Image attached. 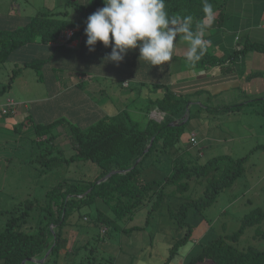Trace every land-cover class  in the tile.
<instances>
[{
    "label": "trees",
    "instance_id": "16d2710c",
    "mask_svg": "<svg viewBox=\"0 0 264 264\" xmlns=\"http://www.w3.org/2000/svg\"><path fill=\"white\" fill-rule=\"evenodd\" d=\"M209 2L215 12L214 23L210 27L214 28L218 24V11L223 8L224 0ZM165 3L169 15H192L194 30L196 23L203 22L202 0H165ZM72 5L86 18L104 6L101 0L75 2ZM61 13L63 16H57V12L40 10L19 26L0 28V64L28 44L37 42L48 45L49 42L58 41L64 30L76 27L75 18H67L65 12ZM84 25L86 26V23ZM85 26L73 31L67 39H72L78 32L84 31ZM226 38L230 41L232 39L230 35ZM236 44L234 49L221 56L206 51L198 64H221L251 51L264 54V42L244 37ZM40 60L41 58L26 60L21 66H15L0 92L10 86L21 68L28 65L36 67ZM163 91L160 97L151 99L147 108H144L149 112L150 108L154 107L162 112V116L159 119L148 118L143 125L133 120L125 109L113 115L103 114L86 125L69 122L63 118L33 125L36 137L32 150L34 160L39 164V168H36L38 173L66 174L74 162L89 160L97 166V174L92 179H72L68 176L46 189L43 198L28 197L21 201L16 207L18 213L11 214L0 229V264H20L24 259V264H96L105 259L104 256L114 258L101 249L100 244L105 240L103 235L108 229L123 232L141 228L127 226L126 223L143 207L148 208V217L150 212L160 206L166 195L183 197L176 209L167 207L168 216L185 229L183 236L177 238L169 248L165 264L173 258L178 246L184 243L192 232L187 220L188 211L193 209L195 212H201L211 205L219 192L232 185L242 174L246 157L217 154L198 162V156L193 157L184 149L171 157L167 174L160 179H146L142 174L145 166L149 165L147 157L152 152L158 156L159 153L168 152L173 148L189 120L188 115L182 118L188 103L186 96L175 95L167 88H163ZM248 102L262 103L260 112L264 115L263 97H255ZM242 106L243 103H238L216 109L234 113ZM173 120H178L179 123L169 124ZM60 123L65 128L62 141L67 142L72 149L69 155L61 148L62 143H55L60 134L52 130ZM34 148H38L39 152L36 153ZM177 149L180 150V147ZM137 159L139 161L134 164ZM111 170L117 172L97 182ZM197 182L203 184L202 194L192 197L190 193ZM99 202L111 216L96 206L92 222L94 225H101V231L93 234L88 227L90 231L85 230V236L81 238L83 224H74L70 218L81 207ZM87 215L88 213H79L82 219L84 216V219L87 218ZM120 221L125 222L124 227L119 224ZM72 225L76 226L71 227ZM254 225V235L264 238V209L260 207H254L245 213L236 231L203 243L198 252L191 255L184 264L204 260L211 264H264V248L257 249L251 245L238 248L235 245L244 229ZM41 259L43 260L40 261Z\"/></svg>",
    "mask_w": 264,
    "mask_h": 264
},
{
    "label": "crops",
    "instance_id": "0c3cea01",
    "mask_svg": "<svg viewBox=\"0 0 264 264\" xmlns=\"http://www.w3.org/2000/svg\"><path fill=\"white\" fill-rule=\"evenodd\" d=\"M1 1L5 9L9 10L0 13V28L19 26L29 17L25 8L13 11L14 7L10 4V0ZM86 1L60 0L59 4L72 5L75 2ZM45 10L57 12V16H63L61 12H65V17L76 19V27L66 29L63 33L71 34L73 31H78L80 27L85 26L84 20H87L75 9L71 15L66 8L57 11L50 8ZM218 12L217 26L206 29L204 34V38L211 41L207 49L211 54L221 56L231 51L236 47V42H241L244 37L252 41L264 42V0H224L223 8ZM241 33L244 36L241 37ZM228 35L232 37L231 41L227 40ZM67 38L64 41L59 38L58 41L49 42L48 45L37 42L28 44L9 58L13 61L10 72L26 60L40 58L41 60L37 62L36 67L28 65L21 68L10 86L5 89L9 91L5 104L8 99L12 100L15 110L14 113H0V180L3 171L5 170L6 173L8 169L2 171L5 162L11 163L10 159L17 155L27 157L34 155L32 150L34 142L31 141L35 138L32 137L31 140L21 143L15 135L27 129L28 134L33 132L35 134L33 127L35 123H47L63 118L69 122L86 125L103 114L113 115L125 109L133 120L142 122L140 124L143 125L148 118L159 119L162 116V112L154 107L150 108L149 112L144 108H147L151 99L163 94V88H167L173 94L185 95L188 99L187 115L189 119L194 118V125L190 127L194 129L189 136L191 134L195 136L196 145L200 143L199 154L203 155L202 148L209 149L221 142L211 131L210 125L213 124L208 121V115L237 116L241 124L244 108L260 103L248 101L255 97L264 98V54L260 52L251 51L221 64L197 63L194 68H190L185 60L189 45L180 34L175 43L173 58L168 63L151 66L147 61L139 59L137 48L129 50L124 59L117 64L105 59L111 52V46L106 48L97 42L95 50L90 52L86 47L84 31L78 32L72 39ZM26 68H32L35 73H30ZM2 70L0 90L6 85L10 74L6 69ZM25 76L27 82L32 85L42 81L45 93L40 91L36 95V91L31 87L21 95L16 93L15 89H18ZM252 84L256 85L253 87ZM12 96L22 100L17 102ZM238 103H243V106L234 113L216 109ZM5 104L0 102V107ZM192 109L196 112L190 115ZM200 121L203 127H200ZM25 124L27 128L22 131ZM241 125L242 131L250 132L248 125ZM56 127V132L61 135L59 127L64 126L60 123ZM197 129L203 131L200 139L197 138ZM60 135L55 139V143L57 145L62 143L61 148L65 152L69 144L59 139ZM22 145L26 151L19 152L18 149L23 147ZM132 220L134 219L130 221ZM136 221L134 225L128 226L142 227L141 223H146L148 220L143 218L139 220L136 217ZM80 234H82L81 238H84V233L80 232ZM107 244L108 242H102L101 248L116 255L118 247Z\"/></svg>",
    "mask_w": 264,
    "mask_h": 264
},
{
    "label": "rangeland",
    "instance_id": "374dc122",
    "mask_svg": "<svg viewBox=\"0 0 264 264\" xmlns=\"http://www.w3.org/2000/svg\"><path fill=\"white\" fill-rule=\"evenodd\" d=\"M60 0H10V4H13V11L26 9L27 15L32 16L38 10H45L50 8L54 11L67 9L68 14L71 15L74 12L73 5L59 4ZM89 2L87 0L85 3ZM66 6V7H65ZM2 1L0 0V13H6ZM241 33V37L244 36ZM13 67V61L7 60L0 64V71L6 69L10 72ZM30 73H35L32 68H26ZM256 84H252L254 87ZM31 87L36 91V95L45 90L43 89L44 83L42 81L32 85L27 82L26 76L22 78L18 89H15L19 95L23 92H27ZM7 90L0 92V102L5 104ZM35 95V94H34ZM17 102L22 99L13 97ZM136 104V103H135ZM262 104L256 103L250 107H245L244 115L241 117V124H246L249 127V131H242L243 126L239 123L237 116H220L215 117L208 115L207 118L210 124L211 131L214 136H218L217 139L220 143L212 146L209 149L202 148L203 155L199 154L200 143L198 145H192L189 142V134L194 128V118L189 119L183 133L180 136L177 144L171 148L168 152L159 153L158 156L155 152H152L147 157L149 165L145 166L143 176L146 179H160L163 175L167 174L170 170V159L176 152H182L187 150L193 157L198 156V162H203L205 159L212 155L217 154H230L234 157L245 156L244 170L240 176H238L232 185L222 189L216 200L201 212H195L193 209L188 211L187 220L190 222L192 232L190 237L181 245L178 246L173 258L167 264H184L191 255L198 252L201 245L207 242L209 239L215 238L223 234H231L236 231L240 226L241 217L254 207H260L264 209V115L261 114L260 109ZM255 109V111L253 110ZM196 110H190V115L194 114ZM202 112V111H200ZM133 117V116H132ZM236 117V118H235ZM134 118V117H133ZM220 121V122H218ZM142 124V122H140ZM200 127H203L201 121ZM27 128V124L24 125L22 131ZM56 128L52 132H56ZM64 127H59V131L62 132L60 138L62 140L64 134ZM28 129L24 130V135L16 133L15 137L22 143L26 140L35 138L36 134H28ZM58 131V132H59ZM18 132V130L16 131ZM28 134V135H26ZM197 138L203 135L202 129H197ZM261 134V136H260ZM260 136V137H259ZM32 140L31 142H34ZM23 147L18 151H26ZM180 147V150L177 148ZM65 148V146H64ZM68 148V149H67ZM65 151L66 155L72 153L70 145L67 146ZM36 153L39 152L38 148H34ZM180 152V153H181ZM34 155L27 157L17 155L12 157L11 163L5 162L2 165L3 171L2 179L0 180V229L5 225L6 219L11 214H17V205L28 197H36L38 199L43 198L46 189L56 184L58 181L70 178L86 177L92 179L97 174V166L86 161H76L71 165L70 170L60 172L58 175L48 172L38 173L36 168H39V164L34 160ZM11 172H14L11 174ZM203 184L197 182V185L192 189V197H199L202 194ZM185 195H187L185 193ZM183 200V197L179 196H165L160 206L150 212L147 216V207H143L135 213L132 221L126 223V225H134L136 217L140 220H148L146 223H141V228H134L126 233L119 230L108 229L107 233L103 235L107 245L117 246V254H113L111 251L104 250L106 253L112 254L114 258H108L104 256L96 264H165L169 255V248L172 243L179 237L183 236L185 229L180 227L172 218L167 214V207L176 209L179 203ZM97 209L105 210L101 202L91 204L89 206H83L76 211L70 218L74 224H83L82 233L91 228L93 234L101 231V225L93 224V216L95 215V207ZM106 215H110L106 212ZM79 213H88L87 218L82 219ZM119 224L124 227L125 222L120 221ZM72 225L71 227H75ZM86 226V227H83ZM256 225L249 226L244 229L240 237L235 243L236 247L244 248L251 245L257 249L264 248V238L262 236H255L254 230ZM261 228H263L261 224ZM71 231V229H70ZM130 232V233H129ZM91 234V233H90ZM106 244V243H105ZM102 249V248H101ZM114 250V249H113ZM104 254V253H103ZM194 264H211L209 261H199Z\"/></svg>",
    "mask_w": 264,
    "mask_h": 264
},
{
    "label": "clouds",
    "instance_id": "9594fccd",
    "mask_svg": "<svg viewBox=\"0 0 264 264\" xmlns=\"http://www.w3.org/2000/svg\"><path fill=\"white\" fill-rule=\"evenodd\" d=\"M104 6L87 17L86 47L94 51L97 42L111 46L107 61L119 63L129 50L139 49V59L151 66L172 60L178 35L188 42L187 65L194 68L202 59L210 40L204 38L214 23L215 12L209 0H202L203 22L193 28L192 15H169L165 0H103Z\"/></svg>",
    "mask_w": 264,
    "mask_h": 264
},
{
    "label": "built area",
    "instance_id": "2783aa9c",
    "mask_svg": "<svg viewBox=\"0 0 264 264\" xmlns=\"http://www.w3.org/2000/svg\"><path fill=\"white\" fill-rule=\"evenodd\" d=\"M70 35V32H65L62 33V35L60 36V39H62L63 41ZM15 110V105L14 102L10 99L7 100L6 104L4 106L0 107V113L1 114H9V113H14ZM189 142L192 145L196 144V139L194 135H190L189 136Z\"/></svg>",
    "mask_w": 264,
    "mask_h": 264
},
{
    "label": "water",
    "instance_id": "95a60500",
    "mask_svg": "<svg viewBox=\"0 0 264 264\" xmlns=\"http://www.w3.org/2000/svg\"><path fill=\"white\" fill-rule=\"evenodd\" d=\"M187 111H188V108L186 107V112L184 113V115H183V117L182 118H184L186 115H187ZM184 121V120H183ZM182 121V122H183ZM179 123V121L178 120H173L171 123H169V124H178ZM150 143H151V139H150ZM150 143H149V145H150ZM148 145V146H149ZM147 150V147L144 149V152ZM139 161V159H137L136 161H135V163L134 164H137V162ZM115 172H117V171H115V170H111V171H109L106 175H104L103 177H101L100 179H98L97 180V182H100V181H103V180H105L106 178H108L111 174H113V173H115ZM119 172H120V170H119ZM46 256V255H45ZM44 259V258H43ZM43 259H41L40 261H42ZM25 263V259L23 260V261H21V263L20 264H24Z\"/></svg>",
    "mask_w": 264,
    "mask_h": 264
}]
</instances>
